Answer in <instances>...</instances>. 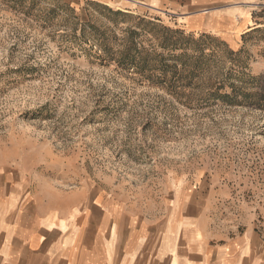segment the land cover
<instances>
[{"label":"rangeland","instance_id":"rangeland-1","mask_svg":"<svg viewBox=\"0 0 264 264\" xmlns=\"http://www.w3.org/2000/svg\"><path fill=\"white\" fill-rule=\"evenodd\" d=\"M0 168L264 240V0H0Z\"/></svg>","mask_w":264,"mask_h":264},{"label":"crops","instance_id":"crops-1","mask_svg":"<svg viewBox=\"0 0 264 264\" xmlns=\"http://www.w3.org/2000/svg\"><path fill=\"white\" fill-rule=\"evenodd\" d=\"M192 22L206 25L200 14ZM0 264H264V240L250 230L218 236L187 210L142 216L106 200L57 204L0 168Z\"/></svg>","mask_w":264,"mask_h":264},{"label":"trees","instance_id":"trees-1","mask_svg":"<svg viewBox=\"0 0 264 264\" xmlns=\"http://www.w3.org/2000/svg\"><path fill=\"white\" fill-rule=\"evenodd\" d=\"M155 27L160 28V26H158V25H155ZM160 29H162V31H164V32L166 31V33H169V34L173 33V35H175V36L184 34L181 31H177V30L174 31V30H171V29L165 28V27H161ZM122 56H123V59H130V60H132L131 58H133V60L135 59V55H132L131 47L127 48V50H125L123 52Z\"/></svg>","mask_w":264,"mask_h":264}]
</instances>
